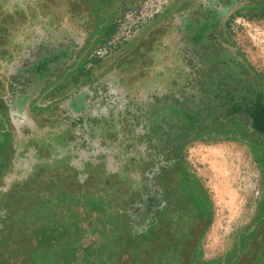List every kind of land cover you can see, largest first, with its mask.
I'll use <instances>...</instances> for the list:
<instances>
[{
    "label": "flooded vegetation",
    "instance_id": "obj_1",
    "mask_svg": "<svg viewBox=\"0 0 264 264\" xmlns=\"http://www.w3.org/2000/svg\"><path fill=\"white\" fill-rule=\"evenodd\" d=\"M94 4L0 0V253L11 264L63 255L67 226L48 217L96 197L119 215L116 264H201L209 198L183 152L234 132L264 158V83L226 29L264 0H187L101 76L38 104L85 72ZM262 219L248 264L264 253Z\"/></svg>",
    "mask_w": 264,
    "mask_h": 264
},
{
    "label": "rangeland",
    "instance_id": "obj_2",
    "mask_svg": "<svg viewBox=\"0 0 264 264\" xmlns=\"http://www.w3.org/2000/svg\"><path fill=\"white\" fill-rule=\"evenodd\" d=\"M143 1L141 0L136 7L129 10H135ZM101 10L99 13H102ZM126 11L117 17L114 24ZM226 29L229 39L237 47L245 63L258 74L264 83V10H243L228 21ZM93 38L91 36V43H93ZM111 39L112 37L107 42ZM91 43L81 58L84 60L83 66L88 67L89 71L93 70L91 76L94 75V78L115 66L138 46L133 45L134 47L130 50H125L126 53L119 58L113 57L114 55L110 56V54L96 57L95 52L100 47L92 51ZM90 57H95L97 60L109 58L110 61H107L106 67L102 64L99 68L93 69L90 67L92 66L89 62ZM72 76L66 82L63 79L58 82V84H63L54 95H51L52 88H50L47 91L49 95L44 97V100L39 99L38 104L50 105L59 97L74 91L78 87L74 83L78 80L75 79V75ZM2 123L0 115V141L4 134ZM218 150L223 151L230 161L231 155H236L233 162L238 165V168L233 174L236 180L232 185L236 191V196L233 198L218 189V186L226 184V179L216 169L219 159L215 158L214 152ZM2 153L0 146V170L3 162ZM183 154L186 157L188 170L200 180L209 198V223L200 239L201 264H248L250 250L247 240L252 238L264 214V158L261 149L255 147L251 140L242 134L225 132L204 134L201 138L189 142ZM96 199L94 197L92 203ZM88 203L91 204V202ZM78 205L79 207H73L69 206V202L65 203L56 216L54 214L48 217L50 221L67 226V228L64 226L66 229L64 251L66 253L63 254L76 253L74 262H77L76 264H80L78 262L86 258L85 255H81V244L97 246L99 243H107L110 240V234L118 230L117 223L119 222V215L108 208V203L105 208L102 206L105 210L102 213L99 211L100 214L89 212L87 205H84L86 206L84 208L82 204ZM112 220L113 225L110 223ZM81 263L85 264V261ZM57 264H62V262Z\"/></svg>",
    "mask_w": 264,
    "mask_h": 264
},
{
    "label": "crops",
    "instance_id": "obj_3",
    "mask_svg": "<svg viewBox=\"0 0 264 264\" xmlns=\"http://www.w3.org/2000/svg\"><path fill=\"white\" fill-rule=\"evenodd\" d=\"M140 1L141 0H110V2L105 7L102 8V10H101L102 13L100 12L101 23L98 25L95 33L92 35L94 37L93 38L94 40H93V43H91L90 49H92V51H93L96 48L105 45L107 40L109 38H111L114 34V31H115L114 22L117 19V17L122 12L136 7L140 3ZM186 1L187 0H169L168 4L164 7L162 12L151 23H149V24L143 26L141 29H139L138 32L136 33L135 37L130 42H126V43L120 44V45H115L112 48V51L110 52V56L114 55L113 57L119 58L124 53H126L125 50L128 51L136 45L139 46L142 43V40H144L147 36H149L151 34V32L160 23H162L165 19H167L171 15L175 14L179 10L186 8ZM89 59H90L89 62L92 64V66H90V67H92L93 69L99 68V66H101L102 64H105V65H103V67H106L108 64L107 61L108 60L110 61L109 58L107 60H106V58H104L102 60H97L95 57H90ZM84 69H85L86 73L82 74V73L78 72L77 76H81V77L77 79L78 81H77V83H74V85H79L85 80L94 78V75L91 76V71L93 74V70L89 71L88 67H86V68L84 67ZM81 245L83 247H85L89 244H81Z\"/></svg>",
    "mask_w": 264,
    "mask_h": 264
},
{
    "label": "trees",
    "instance_id": "obj_4",
    "mask_svg": "<svg viewBox=\"0 0 264 264\" xmlns=\"http://www.w3.org/2000/svg\"><path fill=\"white\" fill-rule=\"evenodd\" d=\"M110 0H95L94 4V11L95 15L97 16V22H96V28L98 25L101 23V16L99 11L105 7ZM264 10V9H263ZM106 202L101 201L100 199H96V201L93 200V203L91 201V204H87V208H89V211L98 213L101 211V213L105 210L102 209V206L105 208ZM86 207V206H84ZM100 214V212H99ZM111 215V214H110ZM113 218V217H112ZM113 225V220L110 222ZM110 226V225H109ZM35 227L34 229H36ZM58 229V228H57ZM116 235V231L114 233L110 234V240L107 243H99L97 246L93 245H87L85 247L81 246L82 254L85 255L86 258L81 259L80 264H83L81 262L85 261V264H116V257L118 255V247H120L119 243H113V239ZM39 238L37 239L38 241V247L40 246V242L43 243V241H48L49 237H51V233L49 231L43 232L39 234ZM249 240V239H248ZM247 240V242H248ZM247 244V243H246ZM249 244V243H248ZM136 251V249H135ZM17 256V255H15ZM10 256L9 257H4L3 253H0V264H11L10 261ZM76 258V253L74 254H63V255H58L55 259L51 260L50 262H46V264H57L60 261L62 264H76L75 262ZM253 264H264V253L255 256L252 260ZM35 263L39 264V258L35 259ZM42 264V263H40Z\"/></svg>",
    "mask_w": 264,
    "mask_h": 264
},
{
    "label": "built area",
    "instance_id": "obj_5",
    "mask_svg": "<svg viewBox=\"0 0 264 264\" xmlns=\"http://www.w3.org/2000/svg\"><path fill=\"white\" fill-rule=\"evenodd\" d=\"M169 0H144L135 10L126 11L115 23L112 39L96 52V57L108 56L115 45L130 41L143 26L151 23Z\"/></svg>",
    "mask_w": 264,
    "mask_h": 264
},
{
    "label": "bare ground",
    "instance_id": "obj_6",
    "mask_svg": "<svg viewBox=\"0 0 264 264\" xmlns=\"http://www.w3.org/2000/svg\"><path fill=\"white\" fill-rule=\"evenodd\" d=\"M214 155L216 159H219L217 160L219 165L216 166V169L226 179V184L223 183L222 186H218V189L233 198L236 196V191L232 188L233 183L236 181L233 174L238 168V165L233 162L236 155H231V161L227 159V156L221 150L214 152Z\"/></svg>",
    "mask_w": 264,
    "mask_h": 264
}]
</instances>
